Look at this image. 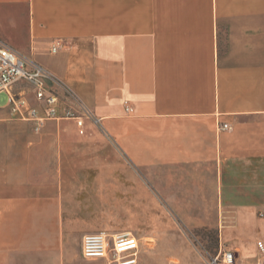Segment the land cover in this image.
I'll list each match as a JSON object with an SVG mask.
<instances>
[{"label": "crops", "instance_id": "1", "mask_svg": "<svg viewBox=\"0 0 264 264\" xmlns=\"http://www.w3.org/2000/svg\"><path fill=\"white\" fill-rule=\"evenodd\" d=\"M0 40L98 121L35 132L0 107V264H63L69 231L102 228L92 215L138 213L141 179L172 229L264 262V0H0ZM12 91L41 108L27 83Z\"/></svg>", "mask_w": 264, "mask_h": 264}, {"label": "built area", "instance_id": "2", "mask_svg": "<svg viewBox=\"0 0 264 264\" xmlns=\"http://www.w3.org/2000/svg\"><path fill=\"white\" fill-rule=\"evenodd\" d=\"M64 47L62 40L52 43L51 53H56ZM19 82L27 83L41 108L30 105L23 94H15L12 90ZM7 95V105L10 114L18 119L32 121L35 132H39L47 121L73 119L83 134L84 118L98 121L84 107L79 97L64 82L56 78L47 69L19 54L0 40V94ZM126 107V111H130ZM228 125L220 126L221 130ZM257 247L264 256V246L261 242ZM139 240L130 232L110 235L106 232L86 234L82 238L81 254L86 260H105L106 264H137L140 252ZM208 264H234L232 252H218L208 259ZM258 264H264L259 262Z\"/></svg>", "mask_w": 264, "mask_h": 264}, {"label": "rangeland", "instance_id": "3", "mask_svg": "<svg viewBox=\"0 0 264 264\" xmlns=\"http://www.w3.org/2000/svg\"><path fill=\"white\" fill-rule=\"evenodd\" d=\"M6 104L7 95L1 93L0 107H5ZM70 123L67 120L60 121L61 125ZM92 217L93 221L97 220L102 223V228L98 232L108 234L130 232L140 240L143 247L138 264H168L166 261L173 263L179 261L177 256L186 260L193 259V257L210 259L219 252L215 230L172 229L177 222L175 217L165 206L164 199L154 196L142 179L138 213H99ZM161 237L175 239L173 240L175 245H158V239ZM81 239V236L69 231L64 245L61 246V254L65 255L63 264H102L101 261H86L81 258Z\"/></svg>", "mask_w": 264, "mask_h": 264}]
</instances>
